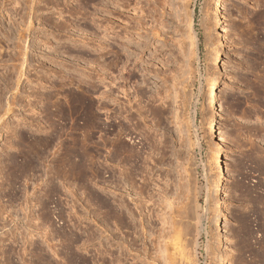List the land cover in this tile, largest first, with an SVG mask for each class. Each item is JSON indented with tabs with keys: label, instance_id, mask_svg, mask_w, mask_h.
<instances>
[{
	"label": "rangeland",
	"instance_id": "1",
	"mask_svg": "<svg viewBox=\"0 0 264 264\" xmlns=\"http://www.w3.org/2000/svg\"><path fill=\"white\" fill-rule=\"evenodd\" d=\"M132 3L0 0V264H264L260 0Z\"/></svg>",
	"mask_w": 264,
	"mask_h": 264
},
{
	"label": "bare ground",
	"instance_id": "2",
	"mask_svg": "<svg viewBox=\"0 0 264 264\" xmlns=\"http://www.w3.org/2000/svg\"><path fill=\"white\" fill-rule=\"evenodd\" d=\"M133 1H134V4L133 3L132 4L135 5V6L138 5V4H142V3L149 2V0H133ZM260 2H261V6L259 7V11H258L257 17L258 18L260 17V19H263V16H264V0H260ZM140 11H141V13H144V11L142 9ZM211 11L214 14L215 19H216V22H217L218 21V18H219V15L221 14V0H214L213 5L211 6ZM117 15H118V17L121 18L120 13H117ZM58 16L61 17V15H58ZM143 19H144V17L141 16L139 18V21H142ZM120 22H123V20L120 19ZM156 24L157 25L159 24V20L158 19H156ZM128 45H129V43H127V45L124 44V46L126 48V51H127L128 55H133V53L136 51V49H138L139 45L137 47L133 48V49H131ZM119 56H120L119 55V52H115V57H116V60L114 62V65L115 66H118V64L120 63ZM211 61H212V65L213 66H219L220 65V62H221V54H220V51H216L213 54ZM123 72H125V76H129V74H130V70H128V68H125V67L123 68ZM119 79L122 80V81L126 80V78L124 79V77L121 76V75H120ZM208 83H209V86L206 89V95L208 96L207 97L208 99L206 98V105H208L209 108H212L213 111L215 113H217V109H218V96H217L218 78L217 77H211L208 80ZM263 84H264V80H262V82H261V85H263ZM116 89H122V88L120 86H118V88H116ZM122 94L126 96L125 90L122 92ZM101 106H103V104ZM214 117L209 122L207 128H208V134H213L214 136H216V134H217V127H216V119ZM118 136L120 137V135H118ZM116 142H117V144H116V147H115L116 148V154L115 155H116V158L118 159V163H119L120 162L119 157H120V153L122 152L123 144L121 143V141L119 139H117ZM219 151H220V148L217 147L216 148V151H215V154L213 156L214 160H216V163H217L215 168H217L219 170V175L216 178L215 185H214L215 188H218L219 184L222 182V180L225 177L224 170L222 168L223 164L221 163V160L219 158ZM130 159L131 160L134 159L135 161H140V154H139V152H132L130 154ZM15 162H16L15 160L12 161L13 164ZM16 172H17V169L14 171V173H16ZM142 173H143V171H142ZM144 176L145 175L142 174L141 177H140L141 180H142L141 182H143L142 183L143 186H144V182H145V178H146ZM196 215H195V211L192 212V210H189L188 213H186L184 215L182 214V215H179L178 216V217L181 216V219L179 221H177L176 224L180 228H182V230L184 231V233L187 234L188 231H189V229H190V227H191V223L188 222V221H184V220L190 218V220H193L194 219L195 221H197V216ZM250 226H251V221H250V224H247V223L245 224L243 230L241 231V233H242L241 240L244 242L243 246H244V248H246L247 253H248V256L251 259H255L256 258V255L253 253V248H252L251 243H250L251 239L253 238L252 232H251V229H250ZM258 244H259L260 247H262L261 246V243H258ZM263 248H264V246H263Z\"/></svg>",
	"mask_w": 264,
	"mask_h": 264
}]
</instances>
